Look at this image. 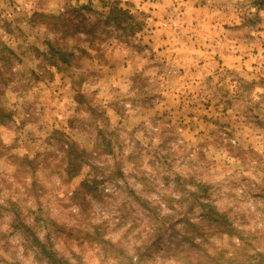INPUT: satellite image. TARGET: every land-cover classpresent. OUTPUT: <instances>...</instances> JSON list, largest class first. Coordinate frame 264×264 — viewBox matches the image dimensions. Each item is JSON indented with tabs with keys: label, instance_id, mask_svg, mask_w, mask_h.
I'll use <instances>...</instances> for the list:
<instances>
[{
	"label": "rangeland",
	"instance_id": "obj_1",
	"mask_svg": "<svg viewBox=\"0 0 264 264\" xmlns=\"http://www.w3.org/2000/svg\"><path fill=\"white\" fill-rule=\"evenodd\" d=\"M217 216L264 249V6L0 0V264H49L45 233L71 264H186L161 245Z\"/></svg>",
	"mask_w": 264,
	"mask_h": 264
},
{
	"label": "trees",
	"instance_id": "obj_2",
	"mask_svg": "<svg viewBox=\"0 0 264 264\" xmlns=\"http://www.w3.org/2000/svg\"><path fill=\"white\" fill-rule=\"evenodd\" d=\"M255 3L260 7L264 6V0H255ZM88 7L83 5V8ZM78 11L79 9H73L72 13H78ZM132 17L133 14L129 10L119 7L117 3H113L109 5L106 23H111L116 29H128L127 27L130 23L125 24V22ZM59 21H61L62 26H66L64 33L70 32V30L75 34L84 32V35L89 36L91 39L95 37V30L98 27L94 21L85 17L76 21L74 19H60ZM61 55L63 54L61 53ZM73 169H76V166ZM213 208L215 209L212 206L211 209L213 210ZM217 217L208 218L210 221L208 224H211L209 227L213 229L209 230V232H207L206 225L202 223L203 221H200L199 224L187 221V227L184 232L174 231V234L170 235L171 237L161 246L166 253L173 256L172 258L175 257V260H181L186 262V264H264V249H259L253 245L256 236L253 234L244 235L237 227L227 223L226 219H220L223 215L220 218ZM189 226L193 229L190 230ZM158 230L156 231L158 233L156 236H161L162 232ZM211 231L221 235L227 234L229 237L237 235L238 242L232 243L234 246L229 253L226 248H217L214 243L210 242L209 235ZM34 240V243L40 248L39 254L45 257L49 264H71L69 260L64 261L62 258L56 257L57 252L53 244H51L48 233H45L43 239L39 235L34 234ZM206 243L208 244L205 246ZM115 258L118 257L115 255ZM129 261L130 264H134L131 255L129 256Z\"/></svg>",
	"mask_w": 264,
	"mask_h": 264
}]
</instances>
